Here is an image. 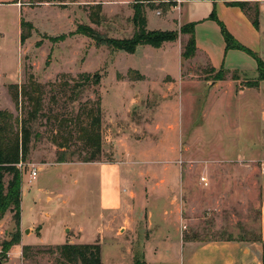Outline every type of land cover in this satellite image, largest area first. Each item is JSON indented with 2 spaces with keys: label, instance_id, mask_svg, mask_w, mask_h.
I'll use <instances>...</instances> for the list:
<instances>
[{
  "label": "rangeland",
  "instance_id": "obj_1",
  "mask_svg": "<svg viewBox=\"0 0 264 264\" xmlns=\"http://www.w3.org/2000/svg\"><path fill=\"white\" fill-rule=\"evenodd\" d=\"M222 1L235 0H0V110L26 116L28 102L19 99L20 106L16 109L11 85H26L32 77L44 86L43 111L51 120L40 118L30 123L34 132L30 161L19 166L22 176L26 174L21 218L25 225L37 221L44 240L51 245L33 246L27 259L18 254L19 248H12L2 264H55L57 256L50 249L66 235L69 241L79 244H99L104 264H132L127 250L121 253L114 244L123 245L126 240L134 243V256L140 263V257L143 260L146 257L148 264H179L183 257L180 239L175 237L178 233L172 216H163L164 209L170 208L169 202H158L148 194L153 181L148 170L137 165L144 160L139 151L147 143L156 145L161 150L145 160H163L175 166H186L188 161L264 159V154L254 158L248 151H242L249 144V132L264 129V81L258 87L250 85L259 78L256 56L227 48L222 26L211 15L215 14L227 31L239 27L240 19L238 11L230 7L234 2H227L226 6L220 4ZM137 2L143 6L150 31L179 32L183 25L195 23L201 55L196 52L193 59L181 58L188 35L180 34L176 42L164 43L160 48L138 46L130 54L107 45L98 46L79 34L78 27L82 25L95 29L104 38H131L136 31L133 15ZM98 6L101 10L97 11L94 8ZM95 13L99 24L90 17ZM251 13L254 14L253 9ZM22 20L32 26L31 38L23 45ZM59 36L66 39L59 41ZM203 52L211 57L214 66L218 65L217 69L227 72L225 80L218 82L220 85L213 84L217 82L216 75L210 72L211 65L202 57ZM131 71L145 79L131 83L130 76L135 75L129 74ZM83 73L100 74V85L81 92L79 100L72 101L70 86ZM98 95L103 121L107 123L102 127V161H134L133 184L127 179L120 180L114 170L104 172L97 166L79 162L85 156L79 139V126L86 119L82 110ZM77 117L80 125L75 124ZM36 132L41 137H36ZM57 132L71 141L70 151L77 152L76 162L54 164L60 150L55 144ZM236 144L241 146L238 154L231 151ZM33 167L42 169L30 182L27 175ZM255 181L253 193H240L238 201L225 202L223 209L211 206L205 212H196L195 222L182 229L184 239L259 240L261 194L258 179ZM182 186L178 180L175 193L179 211L188 195V191L182 195ZM132 191L138 193L136 228L132 231L126 227L129 231L119 232L123 213L113 215L105 206L109 200L115 204L128 200ZM146 207L154 212L152 220L146 219ZM151 230L156 257L144 246ZM14 232L15 221L9 212L0 222L1 253V244L10 240ZM164 232H168L166 242L160 241ZM34 239L40 241L41 237Z\"/></svg>",
  "mask_w": 264,
  "mask_h": 264
},
{
  "label": "crops",
  "instance_id": "obj_2",
  "mask_svg": "<svg viewBox=\"0 0 264 264\" xmlns=\"http://www.w3.org/2000/svg\"><path fill=\"white\" fill-rule=\"evenodd\" d=\"M227 2H256L259 4L260 18L258 28L254 27L252 21L239 7L230 6L231 8H234V10L238 11L240 21L238 24L239 27L233 29L229 27V31H231L232 34H230L238 43L250 50L258 58L260 56V59L264 61V0L222 1L220 4L229 6L226 4ZM199 51H201V49L197 50L198 53H200ZM202 57L204 58V60L209 61L211 67H213L216 72L221 70L217 69V64H215L216 67L213 65L211 57L206 52H203ZM181 78L182 77H180V79ZM130 81L131 83L138 82L135 80ZM218 82L222 81L213 82V84H216ZM217 85H220V83H218ZM106 126L107 123L104 119L103 127ZM248 135L250 137V140L248 139L247 143L249 144L243 146L244 148L242 147V151H248V153L251 154V157L254 158H259L260 155L263 156L264 129L260 131H250ZM239 147L241 146L236 144V146L234 145V147H232L231 151L238 154L241 152V149ZM160 150L161 149H159L156 145L147 143L144 149L139 151V154L144 160L137 165H140L139 168L141 169H147L148 175L151 176L149 179H152L153 181L152 188L150 190V193L148 194L152 195L158 202L163 200H167L169 202L168 206L170 208L169 210L167 208L164 209L163 216H172L171 222L175 227V231L178 233V235H176L175 237H178L180 239L181 254H183V257L179 261V264H263L264 247L263 244L259 241L233 239H212L208 241H198L197 239L186 240L184 239V236H182V229L186 228V226L191 224L192 222H195L196 212H205L211 206L216 207L217 210H221L223 209V204L225 202L232 200L238 201L240 199V193H245L246 195L253 193L254 186L256 184L255 180L258 179L257 182L258 184H260L259 190L261 194L260 238L264 242V159L260 161L256 159H251L248 161L220 160L211 163H205L202 161H188L186 163V166H175L173 163H169L168 161L163 160H145L148 155L151 156L154 153H158ZM128 154H130V151L128 152ZM127 158H130V156ZM147 163H151V165L153 166H151L150 168L141 166ZM63 164L64 163H62L61 165ZM88 164L97 166L104 172L114 170L120 180L127 179L128 181H131L132 184L134 183L132 179L135 175L131 173V169H133V167H135L136 165L134 161L128 160L124 162L118 160L114 161L113 163L96 162ZM37 169L39 172L42 168ZM256 173H259V177L257 179ZM25 175L26 174H24L22 177V196L24 195L23 187ZM27 176L30 182L32 180H35L31 178L30 174ZM178 180H180L183 185L182 195L185 196V194L187 193L186 191H188V195L186 194V200L183 202L180 211L178 210V200L175 193V185L178 183ZM137 194L138 193L132 191L128 200H119L116 202V204L115 202H111L112 200H109L105 206L113 215L123 213V224L121 223L119 232H122L124 229L126 230V227H130L132 231L134 230V227L136 228L135 201L138 197ZM149 195H146V197L148 198L146 199V201L148 203ZM145 209H147V211L149 210L148 207H146ZM186 216L192 217L187 218ZM153 217L154 212L148 211L146 219L152 220ZM112 220H115V218L112 217ZM125 223L127 224L126 226H124ZM111 224H113L112 221ZM20 228L22 232L21 243L20 245L12 247L19 248V255H22V249L26 245H51L44 240L42 228L38 225L37 221L25 225L21 218ZM38 228H40V230H37ZM166 230H168V227L166 228ZM127 231L129 230H126V232ZM27 232L29 233V236L25 235ZM34 234H36V236H34ZM167 234L168 232H164V234L161 236L160 241L162 240V242H166L167 240H169ZM62 235H64V233ZM32 237H41V240L39 241L38 239H34V241H32ZM68 238V235L62 237V241L59 245L66 243L79 244L73 240L69 241ZM153 238L154 237L151 230V234L149 235L148 239L145 240L144 246L146 250H151L152 257H156L158 256L156 250L157 248H154L151 245ZM114 244L116 245V249L118 251H121V253H124V249H126L128 254H130L131 256L132 264H135V257L137 256H134V243L126 240V244L121 245V243L119 242H114ZM11 250L9 253H11ZM140 261L143 264H148V260L146 259V257L144 260L140 257Z\"/></svg>",
  "mask_w": 264,
  "mask_h": 264
},
{
  "label": "trees",
  "instance_id": "obj_3",
  "mask_svg": "<svg viewBox=\"0 0 264 264\" xmlns=\"http://www.w3.org/2000/svg\"><path fill=\"white\" fill-rule=\"evenodd\" d=\"M233 6L239 7L252 21L254 27H259L260 7L259 4H251L250 2H234ZM141 3H136L134 6L133 21L136 31L131 38L128 39H113L102 37L95 29L89 26H79L78 32L92 40L98 46L107 45L117 51H124L130 54L136 52L138 46L149 45L154 48H160L164 43L176 42L180 34L188 35L189 38L181 52L183 60H190L196 56L197 42L195 36V23H187L183 25L180 31H150L147 29V18ZM94 9L101 10L98 6ZM253 9L254 14L251 13ZM94 15V16H93ZM91 19L94 23L99 24L100 20L97 13L91 14ZM211 17L216 19L222 26V33L227 43L228 49H241L253 56H256L250 50L238 43L234 37L223 26V23L218 20L215 14ZM21 35L20 41L23 45L28 39L31 38L32 26L21 21ZM65 36H59V41H64ZM257 57V56H256ZM258 61V82L250 85L258 87L259 83L264 81V61L257 57ZM210 72L216 75L215 81H224L226 71L223 69L216 72L211 67ZM135 74L134 77L130 76L131 80H143L144 77L131 71L129 74ZM32 80L24 85H11L14 92V99L16 100V109L19 108V99L28 102V111L26 116H16L13 112L8 110H0V222L4 219L7 213H13L15 221V232L10 240H6L1 244L2 253L0 254V261L3 263L8 258V253L12 247L20 245L22 239L21 232V200H22V171L19 164L29 163L31 154V143L33 138V127L30 123L38 121L40 118L49 120V116L43 111L44 104V86ZM235 80L236 78L233 77ZM101 76L98 73L89 74L83 73L78 80H75L74 85L70 86V98L72 101H78L81 94L92 87L99 86ZM82 92V93H81ZM97 94V91H95ZM88 106L82 110V114L86 117L81 123L79 129V139L83 144L85 156L79 162L82 163H96L102 161L103 147H102V127H103V110L101 107V98L98 95L97 99L88 101ZM80 117V116H79ZM76 125H80V118L75 120ZM36 137H41L36 132ZM58 136L55 144L59 147L57 158L54 164L74 163L76 162L75 156L77 152L70 151L71 145L69 138H62ZM60 139V140H59ZM9 177L8 182L6 178ZM263 244L260 238L257 240ZM33 246L26 245L22 249V256L27 259L32 251ZM51 253L57 256L55 264H104L101 254V246L99 244H72L66 243L62 245L53 246L50 249ZM135 264L140 263L135 259ZM264 264V255H263Z\"/></svg>",
  "mask_w": 264,
  "mask_h": 264
},
{
  "label": "built area",
  "instance_id": "obj_4",
  "mask_svg": "<svg viewBox=\"0 0 264 264\" xmlns=\"http://www.w3.org/2000/svg\"><path fill=\"white\" fill-rule=\"evenodd\" d=\"M19 166L22 167L23 164H19ZM37 174H38V169L33 167L32 171L30 172L31 178L35 179L37 177ZM0 254H1V250H0Z\"/></svg>",
  "mask_w": 264,
  "mask_h": 264
},
{
  "label": "water",
  "instance_id": "obj_5",
  "mask_svg": "<svg viewBox=\"0 0 264 264\" xmlns=\"http://www.w3.org/2000/svg\"><path fill=\"white\" fill-rule=\"evenodd\" d=\"M28 233V232H27ZM0 264H2V262L0 261Z\"/></svg>",
  "mask_w": 264,
  "mask_h": 264
}]
</instances>
